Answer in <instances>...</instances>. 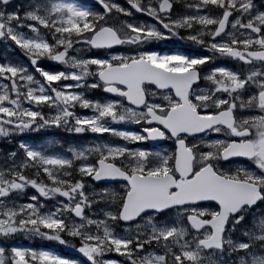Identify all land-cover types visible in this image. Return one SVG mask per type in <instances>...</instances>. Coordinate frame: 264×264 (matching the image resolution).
<instances>
[{
  "label": "snow or ice",
  "instance_id": "snow-or-ice-1",
  "mask_svg": "<svg viewBox=\"0 0 264 264\" xmlns=\"http://www.w3.org/2000/svg\"><path fill=\"white\" fill-rule=\"evenodd\" d=\"M12 5L0 0V42L27 63H0V139L122 143L0 152V264H264V0ZM167 41L191 50L151 47Z\"/></svg>",
  "mask_w": 264,
  "mask_h": 264
},
{
  "label": "rangeland",
  "instance_id": "rangeland-1",
  "mask_svg": "<svg viewBox=\"0 0 264 264\" xmlns=\"http://www.w3.org/2000/svg\"><path fill=\"white\" fill-rule=\"evenodd\" d=\"M122 1V3L120 2V1H118V3H120L121 5H124V6H126L125 5V0H121ZM23 2V1H22ZM14 6V5H13ZM22 6V5H21ZM175 9L177 10V11H180L181 10V5H175ZM133 12H134V10H133ZM134 16L138 19V20H144V21H146V19H144V18H140L139 16H138V14L137 13H134ZM122 17L123 16H121L120 17V19H122ZM123 19H124V17H123ZM147 22H151L150 20L149 21H147ZM172 43V42H176V41H167V43L169 44V43ZM158 44V42H154L153 43V45H157ZM153 45H151V46H153ZM0 48L1 49H5V50H7V51H9L8 50V48H9V45H6L5 43H1L0 44ZM7 51L5 52V53H0V56H4V57H7V58H9L10 59V55L7 53ZM11 51H14V52H16V50H15V45H11ZM23 56V54H21L20 53V50H19V56H18V62H22L23 61V59L21 58ZM26 59V58H25ZM4 61V60H3ZM0 63H2V61H0ZM25 63V62H24ZM93 91L94 90H92V91H85V95L88 97V98H93V99H95V96H96V98L98 97V95L96 94V93H93ZM76 111H77V113L79 114V115H82V116H88V115H91L92 113H91V111L89 110V109H82V108H77L76 109ZM112 127H115V128H121V127H124L123 125H117V124H113V125H111ZM125 127H129L130 129L131 128H135V126L134 125H127V126H125ZM11 140H12V138H11ZM3 142H5L6 143V145L4 146V147H0V152H2V151H6V150H11L12 149V147H14V145H15V141H14V139H13V141H12V143L11 144H9V143H7L4 139H0V143H3ZM99 142H109V143H122L121 141H119L117 138H115V137H112V136H109L107 133H105V134H103L102 136H98V137H94V136H90V137H87L83 142H80L81 144L80 145H78V146H75V147H77V148H79V147H81V146H92L94 143H99ZM29 143H31V142H29ZM47 143V144H46ZM31 144H38V145H45V146H48V145H51V147H50V151H54V152H57V151H55V150H53L52 149V147H53V144H52V142L50 141V140H46V141H42L41 143H37V142H33V143H31ZM132 146H134V145H130V147H132ZM66 150V149H65ZM65 152V151H64ZM93 187H96V188H98V187H100V185H98V184H94L93 185ZM29 194H31V192L29 193ZM24 199H26V198H24ZM49 204H51L52 203V201H49L48 202ZM122 225H116V226H114V228H115V230L117 231V232H121L122 231ZM16 243H19V244H21V245H23V246H25V247H33V248H44V249H48V250H52V251H54L55 253H57V254H59V255H62V256H65V257H68V258H73V259H83L82 257H80L79 256V254L78 253H75L74 251H72L71 249H66V248H64V246H61V245H59V244H57V243H55V242H51V241H43V240H39V239H33V240H31V241H29V240H25L22 236L21 237H17V240L15 241ZM108 258H111V259H116V260H120V259H122V257H120V256H118L116 253H109L108 254Z\"/></svg>",
  "mask_w": 264,
  "mask_h": 264
},
{
  "label": "flooded vegetation",
  "instance_id": "flooded-vegetation-1",
  "mask_svg": "<svg viewBox=\"0 0 264 264\" xmlns=\"http://www.w3.org/2000/svg\"><path fill=\"white\" fill-rule=\"evenodd\" d=\"M164 43L165 42H158V47H156V49L159 51H165L163 48ZM176 48H179L181 50H184L185 48H187V49L191 50V46H189V45H183V47H181V42H173L170 49H176ZM70 54L75 55V53H70ZM199 54H204V53L201 51ZM83 55H85V56H96V55H98V53L96 51L92 50L91 52H84ZM218 63H225V61H218ZM51 66H52L51 63H47V66H45V68H49ZM55 67L58 69H62L61 65H55ZM94 91H96L97 94H103V92H101L99 90H94Z\"/></svg>",
  "mask_w": 264,
  "mask_h": 264
},
{
  "label": "water",
  "instance_id": "water-1",
  "mask_svg": "<svg viewBox=\"0 0 264 264\" xmlns=\"http://www.w3.org/2000/svg\"><path fill=\"white\" fill-rule=\"evenodd\" d=\"M82 1L88 2V0H82Z\"/></svg>",
  "mask_w": 264,
  "mask_h": 264
}]
</instances>
